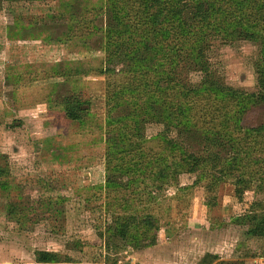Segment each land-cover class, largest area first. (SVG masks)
Wrapping results in <instances>:
<instances>
[{
  "label": "rangeland",
  "instance_id": "1",
  "mask_svg": "<svg viewBox=\"0 0 264 264\" xmlns=\"http://www.w3.org/2000/svg\"><path fill=\"white\" fill-rule=\"evenodd\" d=\"M0 2V167L5 169L0 182L6 185L0 188V264H37L36 250L70 259L59 264H109L111 259L117 264H208L207 255L229 264H264V238H250L234 224L251 203L264 205V182H255L240 200L231 181L210 194L205 181L191 186L195 174H178L165 186L146 178V185L133 183L125 196L105 188L106 124L122 112L108 111L107 79L98 72L105 55V0H80L73 5V18L58 2L52 7ZM92 7L99 8L97 18L85 12ZM52 12L66 13L56 27L46 17ZM30 15L37 22L29 21ZM82 21L91 22L88 31ZM71 25L75 34L66 37ZM259 58L258 44L243 40L217 41L210 52L215 79L245 93L258 91ZM187 77L199 80L196 72ZM74 96L86 101L82 123L67 120L58 105ZM242 124H264V106L252 107ZM160 131L159 125H147L150 146L157 148L154 138ZM192 141L189 136L187 145L199 150ZM9 204L16 208L13 215ZM122 205L125 213L154 217L155 245L132 250L109 238L106 228L123 215Z\"/></svg>",
  "mask_w": 264,
  "mask_h": 264
},
{
  "label": "trees",
  "instance_id": "2",
  "mask_svg": "<svg viewBox=\"0 0 264 264\" xmlns=\"http://www.w3.org/2000/svg\"><path fill=\"white\" fill-rule=\"evenodd\" d=\"M10 1L19 6L62 3L73 18L77 14L73 5L80 0ZM104 8L108 23L103 29L105 55L98 72L107 79L104 99L108 111L122 109L106 124L105 188L120 190L125 196L133 183L146 185V178L165 186L178 174H195L198 179L191 186L205 181L210 194L221 183L231 181L233 196L240 200L255 182H264V124H242L252 107L264 106V0H105ZM85 12L97 18L99 8ZM64 16L66 13L46 14L53 26ZM35 19L36 15L29 16V21L37 22ZM79 25L88 31L91 22ZM72 32L73 25L66 37ZM239 40L258 44L257 92L234 89L215 79L212 72L214 43ZM190 72L198 73L199 80L189 79ZM85 102L77 96L63 97L58 105L67 120L82 123ZM148 124L161 127L154 138L157 148L149 145ZM189 136L199 150L187 145ZM3 175L5 169L0 167V177ZM3 186L0 182V188ZM130 206V202L126 204L127 209ZM7 207L9 214H15L12 204ZM120 209L123 215L113 217V225L106 228L109 238H117L132 250L155 245L158 229L154 217L145 212L140 216L125 213L123 205ZM234 224L244 227L250 238H264V205L251 203ZM205 257L208 264H229L215 256ZM34 259L37 264L70 262L45 250L34 251ZM118 261L111 259L109 264Z\"/></svg>",
  "mask_w": 264,
  "mask_h": 264
}]
</instances>
